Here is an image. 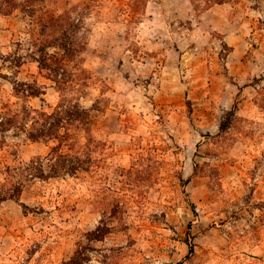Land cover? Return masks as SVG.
<instances>
[{
  "label": "rangeland",
  "instance_id": "obj_1",
  "mask_svg": "<svg viewBox=\"0 0 264 264\" xmlns=\"http://www.w3.org/2000/svg\"><path fill=\"white\" fill-rule=\"evenodd\" d=\"M14 3L0 195L20 193L0 204V264H264V0ZM43 114L64 119L58 139L28 138ZM56 146L92 161L25 169L49 174Z\"/></svg>",
  "mask_w": 264,
  "mask_h": 264
},
{
  "label": "trees",
  "instance_id": "obj_2",
  "mask_svg": "<svg viewBox=\"0 0 264 264\" xmlns=\"http://www.w3.org/2000/svg\"><path fill=\"white\" fill-rule=\"evenodd\" d=\"M14 2H15V0H4L3 2H0V13H9L11 11V9L4 6V4L14 6L15 5ZM61 47L64 50L69 51V49H71V44L68 43L65 45H61ZM41 52L43 53V50H41ZM46 60L47 59H45L44 57H41L37 61L39 62V64L41 66H45ZM51 71L57 72L56 70H51ZM59 82H61V81H59ZM57 83H58V81H57ZM17 85L19 87L23 86L22 84H19V83ZM26 88H27L26 91L31 96H37L38 94H41V92H39L37 90H33L31 87L27 86ZM30 89H31V91H30ZM16 91L20 92L18 89H16ZM22 91H23V89H22ZM64 112L68 114L67 119L76 118V117L82 118L87 113L84 109H81V107H79L78 105H74L72 108H67L66 111L64 110ZM58 113L60 114V112H58ZM61 113H62V111H61ZM59 114H57V115L43 114L42 115V119H43L42 124L39 127H37L34 131L29 132L28 138L30 140H33V141L43 139V138H50V137L58 139V137H59L58 131L60 130V128H62V124H63V120H64L63 118H60ZM233 116H234L233 111L227 112V114H226L225 118H223V121H222L221 126H220V130L222 132H225L226 130H228L230 128ZM54 120H55V122H52ZM81 122H83V120H81ZM56 127L58 129H56ZM61 150H62L61 146H56L52 149V152L49 156H51L53 158L54 163L50 166L51 171L49 174H45V171L43 170V167L41 166L40 163H36V164L33 163V165L31 167L29 166V167H26L25 169L26 170L30 169L31 171H33V173H30V174L35 176V177H39V178L58 176L61 173L62 174H68V175H75L80 168H83L82 166L85 163H87V162L89 163L92 161V159H88V161H82L78 156H71L69 153H64ZM19 193H20V186L18 185V187H16L9 195H6V196L0 195V204H2L3 202H5L7 200H15L18 197ZM189 252L190 253L194 252V248L192 245L190 246ZM81 253L82 252L77 253L71 259V261L67 264H81V262L84 260Z\"/></svg>",
  "mask_w": 264,
  "mask_h": 264
},
{
  "label": "crops",
  "instance_id": "obj_3",
  "mask_svg": "<svg viewBox=\"0 0 264 264\" xmlns=\"http://www.w3.org/2000/svg\"><path fill=\"white\" fill-rule=\"evenodd\" d=\"M224 5H225V4H219L218 7L221 9L222 6H224ZM220 9H219V10H220Z\"/></svg>",
  "mask_w": 264,
  "mask_h": 264
}]
</instances>
